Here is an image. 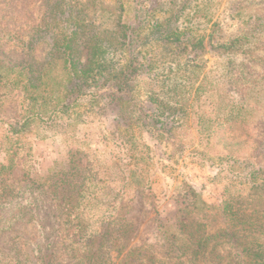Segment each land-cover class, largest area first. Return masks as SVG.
I'll return each instance as SVG.
<instances>
[{"label":"rangeland","instance_id":"374dc122","mask_svg":"<svg viewBox=\"0 0 264 264\" xmlns=\"http://www.w3.org/2000/svg\"><path fill=\"white\" fill-rule=\"evenodd\" d=\"M131 28L150 31V41L161 34L179 40L154 46L151 67L132 81L145 110L164 107L167 125L174 122L157 143L143 134L151 147L142 161L149 185L132 190L125 184V170L135 166L121 168L113 160L124 155L111 145L117 108L106 99L89 94L69 117L36 122L17 139H7L0 122V165L12 166L0 174L6 187L0 191V264H42L46 253L53 264H83L91 255L90 264H145L132 259L139 253L149 254L150 264H177L190 257L182 252L188 231L202 240L198 264H264V0H0V64L39 65L50 52L52 31L76 29L82 62V42L96 33L111 43L101 55L106 65H123L129 55L117 33ZM234 38L235 47L225 49ZM8 88L0 85V92ZM106 89L92 92L105 97ZM20 100L8 92L0 112H17ZM70 152L98 156L92 165L101 179L106 171L112 180L89 203L96 216L87 231L90 246L76 237L58 244L52 228L59 223L60 192L53 184L67 172ZM251 169L258 173L255 184L246 178ZM184 184L211 209L187 207L178 218L188 198ZM106 222L108 234L92 233Z\"/></svg>","mask_w":264,"mask_h":264},{"label":"trees","instance_id":"16d2710c","mask_svg":"<svg viewBox=\"0 0 264 264\" xmlns=\"http://www.w3.org/2000/svg\"><path fill=\"white\" fill-rule=\"evenodd\" d=\"M79 33L81 35L82 32L76 29L66 32L52 31L48 37L50 52L46 60H43L39 65H35L28 60L0 64V85L9 87L5 89V92H0V100L6 98L8 92L12 91L18 92L21 96L17 112L10 114H6L4 111L0 112V122L4 127L7 139L13 137L17 139V137L28 134L32 124L36 122L45 119L51 120L56 116L60 118L69 117L72 109L77 105L79 106L82 99H85L89 94L92 100L103 101L102 99H106L109 105L113 104L117 108L114 115V132L111 133L115 134L116 132V136H114L111 145L119 148L124 155L114 154L113 160L117 166L121 162L122 165L119 166L121 168L134 164L135 169L125 170L123 179L126 181V185L132 187V190H140L149 185L142 161L146 151L149 154L151 151L150 145L143 139V134L146 133L150 141L157 143L159 138L166 139V136L170 135L171 130L174 128V122L169 121L170 124L167 125L169 118L164 115V107L156 108L155 112L150 109L145 110L139 96L134 92L132 81H136L143 67L147 70L151 67V55L155 48L161 47L160 45L170 41H172L171 44L178 43L179 40L161 34L155 41H150L152 35L150 31L143 34L138 29L131 28L129 34H126V31L122 29L120 33H117L119 34L118 39L123 38L126 42L125 46L129 58H127L125 64L113 66V64L106 65V62L101 58L102 53L105 49H108L111 43L98 39L96 33L89 37L88 35L85 36L82 42L87 51L85 61L82 62L77 58V41L81 40L78 36ZM237 39H232L223 47L225 49L232 48ZM103 43L105 44L103 45ZM102 88H107L106 90L110 91L108 96H98L92 92L93 90H102ZM148 99L151 103L163 106L153 100L152 97ZM86 157L76 158L73 152H70L67 172L61 175L53 184L54 188L60 189L57 200V220L59 223H57L56 228L55 226L52 227L55 230L53 231L56 234V239L59 241L58 244L76 237L85 241L86 246H90V243L88 244L90 235H87V231L93 223L92 219L96 216L89 203L91 200L96 199L97 193L106 183L112 182L106 171H104L106 177L101 179L99 169L92 165V163H99L98 156H95L97 160L87 159ZM101 165L103 164H100V167ZM11 167L10 164L0 165V174L2 171L11 170ZM240 170L243 169L240 168ZM257 176L258 173L253 169L246 173V178L251 179L249 182H252V184L256 183ZM4 183V180L0 178V191L2 192L6 191ZM184 186L187 187L188 198H183L184 202L181 204L183 208L177 211L178 218L182 217L183 211L187 207H191L193 212L198 211L201 213L211 209L200 198L193 195L190 187L186 184ZM126 192L122 191L121 193L125 194ZM32 194L37 197L39 192L34 189ZM223 205H226L225 202ZM226 207L228 206L226 205ZM17 217L23 216L18 214ZM109 226V222H106L101 226L100 232L94 231L92 233L99 236L108 234ZM184 226L185 224L180 222L179 230H182ZM188 236L191 238L187 241V244L184 247L177 244L178 247L176 246L175 249L180 252L181 247H183L182 252L183 250L190 252V257L183 260V262L181 259H179L180 262L177 260V264H198L196 263V256L198 250L203 246L202 240H195L189 231ZM44 245L46 249H49L52 243L47 240ZM241 250L247 251V248L244 246ZM131 252L126 257H129ZM140 255L141 253L132 259L138 258L136 263L143 262L145 264H150L154 260L149 254ZM182 256L179 255L180 258ZM45 257L48 258L47 253L40 259L42 264H53L49 258L46 260ZM91 257L92 255L83 264L86 262L88 264L92 263ZM256 257H259V255Z\"/></svg>","mask_w":264,"mask_h":264}]
</instances>
